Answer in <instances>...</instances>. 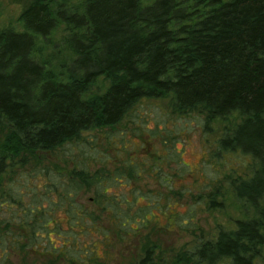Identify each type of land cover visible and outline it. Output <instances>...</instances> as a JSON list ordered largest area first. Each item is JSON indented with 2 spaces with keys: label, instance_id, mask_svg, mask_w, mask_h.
Wrapping results in <instances>:
<instances>
[{
  "label": "trees",
  "instance_id": "trees-1",
  "mask_svg": "<svg viewBox=\"0 0 264 264\" xmlns=\"http://www.w3.org/2000/svg\"><path fill=\"white\" fill-rule=\"evenodd\" d=\"M20 22L0 29V264H111L144 232L194 234L185 197L223 210L229 192L234 229L127 264H264V0H31ZM162 101L173 127L152 129L140 111ZM192 117L225 123L204 182L184 161Z\"/></svg>",
  "mask_w": 264,
  "mask_h": 264
},
{
  "label": "rangeland",
  "instance_id": "rangeland-1",
  "mask_svg": "<svg viewBox=\"0 0 264 264\" xmlns=\"http://www.w3.org/2000/svg\"><path fill=\"white\" fill-rule=\"evenodd\" d=\"M31 0H0V29L11 28L16 31H22L23 26L20 22V16L25 8L28 6ZM101 86V84H99ZM156 105V106H155ZM155 105H145L141 109V116H147L151 120L147 126L150 128L155 127L154 119L161 125L167 124L170 128L173 127L172 118H170V110L167 108V101L157 102ZM168 110V111H167ZM225 124V123H224ZM223 123L214 125V131L204 132L202 122L197 117H192L190 120H179L178 127L181 129V133L185 141L187 142L185 148L184 161L192 168L195 169L194 174L200 182H204L205 178L201 175L203 172V159L208 156L211 158L213 151L216 148L215 140L217 136L222 132L224 126ZM185 142V143H186ZM178 149H181L182 144H177ZM246 159H242L237 156H233L225 160L228 167L225 166V171L232 166H240ZM224 162V161H223ZM201 171H199V169ZM205 168V167H204ZM241 168V167H240ZM206 172V170H205ZM208 172V169H207ZM194 180L193 177H185L184 184L190 186L192 193L197 192V185L190 184ZM154 187V185H150ZM228 201L223 210L209 209L206 204L195 205L194 202L187 197L181 200V204L178 210L181 214H185L189 206H193L196 217L195 223L197 229L192 234L191 230L180 231L175 228L173 231L167 230H153L144 232L141 236L137 237L130 243L116 244L115 248V261L111 264H127L130 261L138 259L144 244H157L166 252H177L182 249H189L197 240L198 235L201 234L199 229L204 232L206 236H214L219 228L224 227L226 229H234L236 222L241 219H245L244 210L237 201L233 200L231 193H228ZM162 224L166 223V220H162ZM10 264H66L60 258L50 254H37L29 253L25 256H15L12 258Z\"/></svg>",
  "mask_w": 264,
  "mask_h": 264
}]
</instances>
